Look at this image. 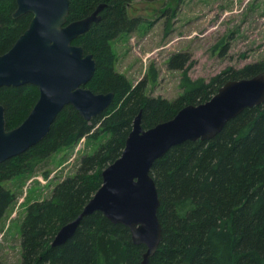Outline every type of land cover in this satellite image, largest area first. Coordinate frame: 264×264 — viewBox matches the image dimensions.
<instances>
[{
    "label": "trees",
    "instance_id": "16d2710c",
    "mask_svg": "<svg viewBox=\"0 0 264 264\" xmlns=\"http://www.w3.org/2000/svg\"><path fill=\"white\" fill-rule=\"evenodd\" d=\"M129 4L130 0H69L67 23L104 6L100 20L71 44L92 55L96 69L84 87L113 93L109 107L90 121L72 106L63 107L39 143L0 163L1 221L14 200L7 182L33 173L52 154L82 138L103 137L48 198L27 206L20 226V264H140L145 246L133 244L126 227L112 224L100 212L83 217L65 243L51 244L100 187L101 172L120 157L139 113L141 127L149 129L187 105L207 102L227 81L264 71L263 60L225 70L208 81L192 80L187 75L189 56L177 53L170 57L168 68L181 72L182 94L171 102L146 96L145 81L132 87L113 68L111 41L142 23L128 15ZM15 10L16 0H0V55L13 46L31 19L30 14L13 19ZM37 99L38 89L31 85L1 87L6 130L19 126ZM149 174L157 189L161 225V240L149 264H264V102L242 111L209 141L172 147L153 163Z\"/></svg>",
    "mask_w": 264,
    "mask_h": 264
},
{
    "label": "water",
    "instance_id": "95a60500",
    "mask_svg": "<svg viewBox=\"0 0 264 264\" xmlns=\"http://www.w3.org/2000/svg\"><path fill=\"white\" fill-rule=\"evenodd\" d=\"M103 5L89 16L67 23L69 0H16L12 17L30 14L27 28L0 55V88L31 85L38 99L23 122L6 130L0 105V163L39 143L63 107L72 106L90 121L105 111L113 93H94L84 86L96 64L81 46L71 44L100 20ZM264 102V71L247 79L227 81L205 103L187 105L175 116L143 129L140 113L133 121L119 158L101 172V185L73 221L55 235L52 247L65 243L81 219L100 212L112 224L126 227L135 245H144L140 264H149L161 240L159 199L150 176L153 163L186 141H209L245 109Z\"/></svg>",
    "mask_w": 264,
    "mask_h": 264
},
{
    "label": "rangeland",
    "instance_id": "374dc122",
    "mask_svg": "<svg viewBox=\"0 0 264 264\" xmlns=\"http://www.w3.org/2000/svg\"><path fill=\"white\" fill-rule=\"evenodd\" d=\"M127 12L142 23L111 41L113 68L132 87L145 81L146 96L171 102L182 94L181 72L168 68L177 53L189 56L187 75L192 80L208 81L225 70L264 60V0H130ZM102 140L82 138L52 154L33 173L6 183L14 200L0 221L3 264L21 262L20 226L27 206L48 198Z\"/></svg>",
    "mask_w": 264,
    "mask_h": 264
}]
</instances>
